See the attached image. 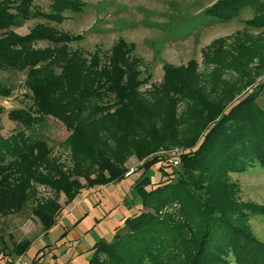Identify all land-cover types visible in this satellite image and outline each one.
<instances>
[{
    "label": "trees",
    "instance_id": "obj_1",
    "mask_svg": "<svg viewBox=\"0 0 264 264\" xmlns=\"http://www.w3.org/2000/svg\"><path fill=\"white\" fill-rule=\"evenodd\" d=\"M83 5L82 0H48L49 8L44 10L34 0H0V70H23L32 100V111L13 107L6 112L23 128L7 135L0 132V214L22 207L27 195L35 193L34 183L49 186L54 194L63 191L65 202L83 186L76 175L68 176L50 154L46 140L37 134L36 126L47 115L69 130L64 141L74 159L96 166L91 176L88 170L74 167L87 185L123 177L128 169L122 161L130 152L141 157L139 166L144 171L159 161L156 151L161 145L180 140L178 129L170 126L175 120L156 121L152 110L157 103L150 106L141 98L139 86L147 77H139L140 57L132 54V41L118 37L101 60L97 49L84 55L81 49L68 46L81 38L80 33L47 22L59 23L64 10L79 11ZM245 5L255 10L245 22L264 26V0H215L203 12L225 20ZM30 17L46 21L34 22L23 34L9 28ZM38 40L49 43L36 45ZM222 42L215 38L205 45L202 61L217 62L216 49ZM256 49L251 45L232 58L240 57V63L254 56L262 59L264 55ZM196 64L192 58L185 65L163 62L162 80L153 87L158 102L167 97L159 104L166 107L168 118L175 112L176 99L200 103L194 104L199 110H191L194 119L186 126L177 153L176 174L149 185L150 178L142 173L134 182L141 206L122 216L110 239L94 242L87 264H264V241L252 233L248 223L251 214L264 216V204L240 200L238 184L228 178L229 171H243L254 161L264 168V106L258 102L264 92V77L247 80L235 95L238 85L223 81L222 96L205 103L196 91ZM10 91L11 87L0 81V95L7 96ZM106 121H113L115 131L125 138L129 134L128 139L136 140L134 145L112 138V143L107 138L101 140L98 132ZM167 123L166 131L157 132L156 127ZM144 128L151 133L150 144L137 137ZM86 133L95 140L88 139ZM139 143L145 144L144 150L139 149ZM157 168L161 174L168 173L160 165ZM60 207L55 195L39 196L31 212L46 230ZM28 242L16 241L12 251L21 253Z\"/></svg>",
    "mask_w": 264,
    "mask_h": 264
},
{
    "label": "rangeland",
    "instance_id": "obj_2",
    "mask_svg": "<svg viewBox=\"0 0 264 264\" xmlns=\"http://www.w3.org/2000/svg\"><path fill=\"white\" fill-rule=\"evenodd\" d=\"M82 1L84 5L81 10H64L65 17L59 23L47 22L58 29L80 33L81 38L68 42V46L81 49L84 55L97 49L101 60L118 37L132 41V54L140 57L139 77H147V81L139 86L142 100L150 106L157 103L156 109L152 110L156 121H162V118L167 121L175 120L174 125L167 123L156 127L157 132L166 131L170 125L172 129H178L177 137L180 140L161 145L162 148L156 151L160 155L159 161L148 166L145 172L139 166L138 160L141 157L137 158L130 152L122 161L123 166L128 169L123 177L87 185L85 177L82 173H75L74 167L78 165L82 172L88 170L91 176L95 170L93 167L96 166H91L86 160L77 162L74 159L64 141L69 130L58 119L47 115L43 123L36 126L37 134L46 140L50 154L70 173L68 176L76 175L83 186L65 202L63 191L59 190L54 194L49 186L34 183L35 195L28 194L22 207L0 214V264H87L94 242L99 238L110 239L114 225L122 221V216L135 212L141 206L134 182L142 173L150 178L149 185L176 174L174 169L178 163L177 153L181 143H184L186 126L194 119L191 110H199L194 104L200 103L187 98L176 99L175 112L170 118L167 117L166 107L159 104L165 102L167 97L158 102L157 96L153 94V87L158 86L162 80L163 62L185 65L188 59H194L197 63L196 91H200L205 103L222 96L223 81L238 85L233 91L235 95L244 88L243 84L247 80L264 77L261 76L264 73V57L261 59L259 56L257 59L254 56L241 63L240 57L233 59L251 45L256 46V50L264 55V26L256 27L245 22V19L255 13L251 5H245L235 15L221 20L203 12L205 6L215 0ZM34 3L44 10L49 8L48 0H34ZM36 21L45 22L46 19L30 17L23 20L21 25L9 28L23 34ZM2 30L0 29V33ZM215 38H222L223 41L216 49L217 62L202 61L201 49ZM48 43L46 40H38L36 45ZM23 79V70L12 67L0 70V81L11 87L9 95H0V132L3 135L23 128L20 123L7 117L8 109L25 107L32 111V100ZM258 102L264 106V92ZM115 128L113 121H106L104 127L98 128V137L101 140L107 138L110 143L109 138H112L123 145H134L136 140L128 139L131 138L128 137L129 134L125 138ZM139 134L137 137L146 138L145 144L151 143V133L145 128ZM85 136L95 140L89 133ZM145 144L139 143V149L144 150ZM157 165L168 169L165 170L168 173L161 174ZM228 178L238 184L240 200L264 204V168L258 162L254 161L243 171H229ZM149 185L144 187L148 188ZM51 195L56 196L61 207L54 222L43 230L41 222L31 212V207L39 196ZM248 223L252 233L264 241V216L259 213L251 214ZM22 239L29 242L21 253H15L12 246ZM55 256L57 262L54 261ZM33 257L35 259L32 261Z\"/></svg>",
    "mask_w": 264,
    "mask_h": 264
},
{
    "label": "crops",
    "instance_id": "obj_3",
    "mask_svg": "<svg viewBox=\"0 0 264 264\" xmlns=\"http://www.w3.org/2000/svg\"><path fill=\"white\" fill-rule=\"evenodd\" d=\"M56 259H57V258H56V256H55V258H54V261H55V262H57V261H58V260H56ZM69 264H70V263H69Z\"/></svg>",
    "mask_w": 264,
    "mask_h": 264
}]
</instances>
